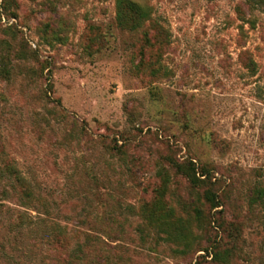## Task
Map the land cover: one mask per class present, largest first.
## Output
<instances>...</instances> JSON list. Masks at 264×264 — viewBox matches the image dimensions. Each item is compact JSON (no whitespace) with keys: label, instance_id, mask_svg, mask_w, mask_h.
I'll use <instances>...</instances> for the list:
<instances>
[{"label":"rangeland","instance_id":"374dc122","mask_svg":"<svg viewBox=\"0 0 264 264\" xmlns=\"http://www.w3.org/2000/svg\"><path fill=\"white\" fill-rule=\"evenodd\" d=\"M130 1L0 0V264H264V0Z\"/></svg>","mask_w":264,"mask_h":264},{"label":"trees","instance_id":"16d2710c","mask_svg":"<svg viewBox=\"0 0 264 264\" xmlns=\"http://www.w3.org/2000/svg\"><path fill=\"white\" fill-rule=\"evenodd\" d=\"M116 3L119 8V14L118 17L125 18V15L127 13H131L134 17L138 16H144V13L139 9L138 5L130 0H116ZM191 180H193V177L188 174L187 175ZM207 201L212 202L213 201V195L211 193L206 194Z\"/></svg>","mask_w":264,"mask_h":264}]
</instances>
